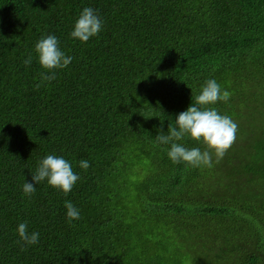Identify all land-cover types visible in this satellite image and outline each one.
<instances>
[{"label":"trees","instance_id":"obj_1","mask_svg":"<svg viewBox=\"0 0 264 264\" xmlns=\"http://www.w3.org/2000/svg\"><path fill=\"white\" fill-rule=\"evenodd\" d=\"M86 7L102 29L81 42ZM48 35L73 59L41 82ZM210 79L231 97L203 107L235 142L212 167L173 163L156 136ZM47 155L80 179L26 196ZM0 264H264V0H0Z\"/></svg>","mask_w":264,"mask_h":264},{"label":"clouds","instance_id":"obj_2","mask_svg":"<svg viewBox=\"0 0 264 264\" xmlns=\"http://www.w3.org/2000/svg\"><path fill=\"white\" fill-rule=\"evenodd\" d=\"M102 29V21L96 12L89 7L83 9L78 19L74 23L71 37L81 42H87L91 37L96 36ZM38 63L48 74L41 73V82L55 79V72L58 69L67 67L72 61L71 56H66L59 48V41L53 35L41 37L35 44L34 49ZM32 62V56L23 61L25 65ZM37 88L40 84L36 85ZM231 93L221 90V86L214 80L206 81L200 93L195 96V104L179 113L175 120L176 127L168 126L167 135L160 133L156 139L161 144H171L168 157L173 163L185 162L192 167L207 166L212 167V155L222 159L226 152L232 147L236 139L238 125L228 116L221 115L214 107H203L213 105L217 101H228ZM189 136L196 141H202L206 145V150L199 148L188 149L175 141L183 140ZM79 166L87 169L89 163L81 160ZM47 179V183L53 188L59 189L63 193L70 192L80 177L74 173L69 161L63 157L47 155L39 162L31 182H25L23 193L31 196L35 191V185ZM66 215L69 221L79 219V210L70 201H65ZM17 233L20 240L27 245H34L38 242L39 233L27 231V223L18 225Z\"/></svg>","mask_w":264,"mask_h":264}]
</instances>
